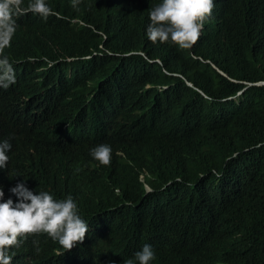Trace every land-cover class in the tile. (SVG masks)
<instances>
[{
  "label": "trees",
  "instance_id": "1",
  "mask_svg": "<svg viewBox=\"0 0 264 264\" xmlns=\"http://www.w3.org/2000/svg\"><path fill=\"white\" fill-rule=\"evenodd\" d=\"M135 1L98 10L94 28L19 20L4 53L20 64L0 88L13 156L0 186L71 193L85 221L105 220L66 256L34 233L10 264L133 257L144 241L158 264H264V0H214L191 50L149 40ZM41 55L45 73L19 75ZM102 140L122 155L108 176L80 152Z\"/></svg>",
  "mask_w": 264,
  "mask_h": 264
},
{
  "label": "clouds",
  "instance_id": "2",
  "mask_svg": "<svg viewBox=\"0 0 264 264\" xmlns=\"http://www.w3.org/2000/svg\"><path fill=\"white\" fill-rule=\"evenodd\" d=\"M135 5L141 6L138 19L143 23L149 40L171 41L180 48L191 50L201 35L204 20L211 15L214 0H136L131 5V14ZM121 6L124 7L123 1ZM114 9L116 0H0V88L11 85L17 79L13 77L20 63H14L15 59L8 58L4 53L16 38L21 17L28 15L38 20L41 32L53 27L54 23L90 25L94 28L92 19L98 10L112 13ZM44 63L48 64L41 66ZM27 64L29 69L19 72V75L29 76L32 71L45 73L53 62L47 55H41L30 57ZM116 153L120 152L104 140L89 148L92 164L99 161L107 166ZM11 155L10 139L0 138V172L8 169ZM146 187L150 190L147 184ZM75 199L79 200L71 193L61 196L43 187L30 189L27 182L20 179L5 192L0 186V264H10L9 248L25 234L46 233L54 240L55 250L63 256L81 247L88 240L84 238L88 227L93 224L82 218ZM136 246L139 250L134 252L133 257L125 252L118 259L104 261L105 258L92 257L76 264H93L95 261L98 264H115L111 262L115 260H122L121 264H158L151 243L144 241Z\"/></svg>",
  "mask_w": 264,
  "mask_h": 264
},
{
  "label": "bare ground",
  "instance_id": "3",
  "mask_svg": "<svg viewBox=\"0 0 264 264\" xmlns=\"http://www.w3.org/2000/svg\"><path fill=\"white\" fill-rule=\"evenodd\" d=\"M122 1L123 0H116V9H114V11L113 12H119L120 10H121V8H122V6H121V3H122ZM191 84V83H190ZM2 134H3V132H1ZM1 133H0V138H1ZM78 132H71L69 135H67V136H65V137H63L61 140H65V139H67V138H69V136H71V135H75V134H77ZM104 134H107L105 131H104ZM105 141V140H104ZM10 142H11V140H10ZM99 143H102V141L101 142H94V143H91L90 145H88V146H85V147H82L81 149H80V152H82V153H88L89 154V148L90 147H92V146H94V145H96V144H99ZM11 144H12V142H11ZM90 155V154H89ZM117 155H121V153H116V154H114L113 155V157L112 158H110V163L109 164H107V166H104V164H101V163H99V161H95V162H93V165H94V170H96V168H99L97 171L98 172H100V173H103V174H106L107 176L108 175H110V173L109 172H107V169H114L115 168V160H116V157H117ZM122 156V155H121ZM11 161H13V156L11 155ZM18 160L16 159V157H15V163L17 164V165H19V162H17ZM140 178H143V174H141L140 175ZM24 181H26V180H24ZM27 182V186L30 188V189H33V190H35L36 188H38V186L37 185H35V184H32V183H30V182H28V181H26ZM57 194H59V195H61V196H65V195H67V194H62L61 192H56ZM68 193V192H67ZM116 193L118 194V193H120V189H116ZM69 194V193H68ZM76 200V202H77V204L80 202V200H78V199H75ZM104 220H105V218L102 220V222L99 224V225H97V226H89L88 227V230L86 231V233H85V237L84 238H86V239H89V238H91V236L93 235V234H96V233H98L99 232V230H100V227L104 224ZM34 233H31V234H25V235H23V236H20V237H18V243H19V241L22 243V244H25V242H27L31 237H32V235H33ZM17 243V244H18ZM16 244V245H17ZM16 245H14V246H16ZM83 246H85V245H81V247H83ZM123 253H125V251L124 252H122L121 254H123Z\"/></svg>",
  "mask_w": 264,
  "mask_h": 264
}]
</instances>
